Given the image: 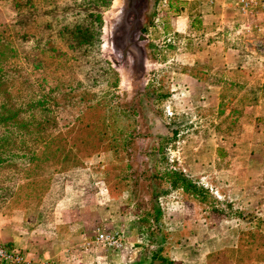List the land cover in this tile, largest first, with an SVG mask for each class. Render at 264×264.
I'll list each match as a JSON object with an SVG mask.
<instances>
[{
    "label": "rangeland",
    "instance_id": "rangeland-1",
    "mask_svg": "<svg viewBox=\"0 0 264 264\" xmlns=\"http://www.w3.org/2000/svg\"><path fill=\"white\" fill-rule=\"evenodd\" d=\"M33 1L48 9L53 0ZM107 1L97 53L114 75L108 82L102 77V84L89 87L101 103V137L92 134L94 145L88 149L84 139L73 136L46 141L47 153L34 155L33 172L24 174L26 180L20 178L29 153L47 138L38 137L33 130L39 129L33 121L41 111H33V98L13 84L22 71L16 68L15 52H7L10 65L5 71L11 74L2 76L0 117L10 120L0 126V215L29 207L24 200H15V192L21 191L24 198L50 184L51 203L59 198L66 177L84 191L92 190L96 181L102 187L103 200L108 201L103 207L109 214L100 224L80 232V244L74 241L70 253L51 264H94L88 256H83L85 262L78 261L73 251L79 247L100 250L101 262L96 264H151L156 258L173 264H234L232 254L225 251L230 248L207 253L203 246L206 239L219 241L215 230L222 229L235 230L236 237L227 236L236 239L233 249L243 231L244 253L237 264H264V249H254L245 233L249 224L263 229L264 220L239 222L245 211L256 209L244 206L231 193L234 172H222L225 164L218 160L221 154L217 156L224 145L232 157L238 148L248 150L238 140L252 129L241 123L245 107L264 96V33L257 30L264 26V13L247 17L235 10L229 24H224L230 53L237 58L229 66L220 60L195 61V52L202 47L197 34L179 36L168 29L174 12L189 7L187 0ZM14 4V0H0V37L10 43L7 50L21 51L17 36L20 16ZM22 4L27 6L23 0ZM216 4L229 7L228 3ZM192 68L203 78L188 75ZM49 128L43 135L57 132ZM33 137L41 140L33 141ZM70 146L79 152L47 155L57 147L65 150ZM176 172L206 187L209 195L201 199L175 186ZM19 185L21 190H16ZM45 208L50 211L52 206ZM97 228L124 233L123 247L85 245ZM125 250L124 260L108 256Z\"/></svg>",
    "mask_w": 264,
    "mask_h": 264
},
{
    "label": "trees",
    "instance_id": "trees-1",
    "mask_svg": "<svg viewBox=\"0 0 264 264\" xmlns=\"http://www.w3.org/2000/svg\"><path fill=\"white\" fill-rule=\"evenodd\" d=\"M23 1L27 4L26 7H23L22 0H14V5L20 16L17 36L21 42L19 44L21 51H18L17 48L7 50L6 47L10 43L0 37V86L2 85V76L8 78L11 74L7 70L5 71L8 63L7 52H15L16 68H20L22 73L20 72L15 77L16 80L13 84L17 86L18 90H21V93L28 94L30 98H33V111H41L38 120L33 121V126H38L39 129L33 128V130L38 132V137L47 138L40 139L44 141V145L41 144L36 148L33 154L29 153L27 167L22 172L23 177L20 178L26 180L27 177H24V174L33 172V160L36 157L34 155L41 153L44 156L47 153L46 141H50L52 138L68 140L69 136H73L84 139L85 147L88 149L94 145L92 134L95 133L101 137V121L99 123L101 103L99 99L95 98L91 89L102 84V77H104L103 82H108L114 74L97 53V44L102 28L101 14L103 9H107L108 1L53 0L48 9L37 7L34 1L31 2L32 0ZM18 52L21 53V58L18 57ZM57 70L63 71V74ZM192 70L195 69L192 68L188 75L196 79L203 78L201 74L194 73ZM8 120L10 118L0 117V126ZM48 126L55 128L57 132L43 135ZM41 129L43 131H40ZM63 130H66L67 134H64ZM39 134L43 136H39ZM38 140L33 137V141ZM74 152H79V150L74 151L72 146L65 150L57 147L55 151L50 150L47 155L55 153L69 156ZM55 154L53 155L55 156ZM44 162L46 165L48 164L47 160ZM173 184L182 187L184 192L196 194L201 199L209 195L206 187L196 185L182 172H176ZM248 212L249 210L243 212L244 216L239 220L240 223L258 221L260 218L264 220L261 209L249 212L250 215ZM257 225H247L245 233L253 240L251 246L254 249H264V228L261 229ZM242 233L243 231L239 233L237 248L225 250L232 254L231 258L234 264L241 262V256L244 253H242ZM151 264H173V261L156 258L151 261Z\"/></svg>",
    "mask_w": 264,
    "mask_h": 264
},
{
    "label": "crops",
    "instance_id": "crops-1",
    "mask_svg": "<svg viewBox=\"0 0 264 264\" xmlns=\"http://www.w3.org/2000/svg\"><path fill=\"white\" fill-rule=\"evenodd\" d=\"M187 4L188 8L179 7V11L174 12L168 29L179 36L186 32L197 34L202 47L195 52L194 60H220L228 65L236 62L235 54L230 53L228 29L224 25L229 24V17L234 14L232 6L228 3L229 7L224 8L207 0H187ZM241 123L244 128L252 126L251 133L243 132L242 139L238 140L245 143L248 150L238 148L232 157L224 145L217 156L221 154L218 160L225 164L222 172H234L231 193L241 199L244 206L261 209L264 218V98L255 105L245 107ZM19 189L20 185L16 190ZM52 189L49 184L42 187L38 194H26L24 198L21 191L15 192V200H24L29 207L13 208L0 215V244H10L27 251L32 264L58 263L59 257L70 253L69 247L74 241L80 244V232L100 224L109 214L103 207V203L108 201L103 200L102 187L96 181L92 183V190L84 191L76 186L72 178L66 177L59 198L48 203ZM47 204L52 206L50 211L45 208ZM215 234H219V241L206 239V244L202 243L207 253L235 247L236 239L228 238L232 234L236 237L235 230H215ZM81 248L73 251L79 262H85L84 257L87 256L94 260V264L101 262L100 250L92 252V248ZM127 254L125 250L108 256H121L124 260Z\"/></svg>",
    "mask_w": 264,
    "mask_h": 264
},
{
    "label": "built area",
    "instance_id": "built-area-1",
    "mask_svg": "<svg viewBox=\"0 0 264 264\" xmlns=\"http://www.w3.org/2000/svg\"><path fill=\"white\" fill-rule=\"evenodd\" d=\"M210 4L216 2L229 3L239 14L251 17L254 14L264 13V0H207ZM259 32L264 33V26H259ZM87 239L86 237L84 238ZM97 243L107 248L121 249L125 243L122 232H107L97 228L93 239L89 238L85 245ZM28 252L10 244H0V264H32Z\"/></svg>",
    "mask_w": 264,
    "mask_h": 264
}]
</instances>
